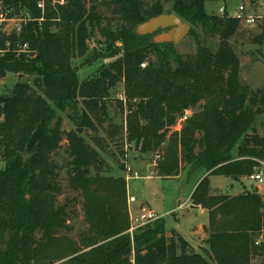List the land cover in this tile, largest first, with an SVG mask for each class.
<instances>
[{"label":"trees","instance_id":"1","mask_svg":"<svg viewBox=\"0 0 264 264\" xmlns=\"http://www.w3.org/2000/svg\"><path fill=\"white\" fill-rule=\"evenodd\" d=\"M207 1L0 0L34 17L20 33L28 55L0 59V77L33 76L32 84L19 80L0 96V264H264V239L254 244L264 228V196L257 190L216 194L208 179L239 181L253 173L264 160V134L247 120L257 97L239 81L230 43L243 24L208 14ZM163 13L187 22L197 40L200 33L205 41L218 37L216 49L202 44L182 56L172 44L135 35L137 24ZM255 24V57L264 61V18ZM77 60L99 65L79 80ZM118 87L127 111L120 123L106 106ZM189 109L193 113L175 130ZM67 110L74 124L69 130L59 114ZM105 122V136H94V145L77 131L96 133ZM63 142L62 166L55 157ZM110 142L122 155L125 142L160 155L157 177L170 179L186 168L210 171L189 199L207 211L206 248L194 251L177 232L167 235L161 218L129 232L126 180L113 175L103 157ZM119 166L124 169L123 161ZM64 191L73 196L60 202ZM75 203L85 227L74 237Z\"/></svg>","mask_w":264,"mask_h":264},{"label":"rangeland","instance_id":"2","mask_svg":"<svg viewBox=\"0 0 264 264\" xmlns=\"http://www.w3.org/2000/svg\"><path fill=\"white\" fill-rule=\"evenodd\" d=\"M239 5H244L247 13L264 16V0H211L205 2L204 7L208 14L223 16L234 14ZM222 6L225 7L226 13L219 14L218 9ZM259 32L260 28L258 24L248 26L241 25L238 33L230 39V43L239 60V81L247 88V90L249 89L252 60L255 58L254 51L257 47V44L253 41V39ZM199 36L200 38L197 40L194 35H190L188 33L179 43L174 45L176 53L182 56L192 55L195 53L196 47L202 44L206 45L211 50L216 49L218 37H209L205 41L202 39L203 37L201 36V33ZM95 45L96 44L94 42H90L89 50H92ZM150 57L154 58L153 55H150ZM76 62L79 66V80L87 77L93 72L96 66L99 65V61L91 65L83 64V60H77ZM19 80L27 81L32 84L33 76L20 77L14 73H7L5 77L0 79V94H9L14 84ZM119 89V87L116 88L110 94V97L106 99V106L109 117L120 123L121 117H125L127 111L125 107L126 104L123 103L122 105L125 108L123 111L120 109L118 102L120 100L117 97ZM249 107L251 108L250 117L247 120L250 122V125L256 128L258 134L263 135L264 93L257 97L255 102L249 104ZM80 110L81 109L79 107L78 112ZM192 113L193 110L189 109L185 114H187L188 117ZM59 114L62 118L63 129H72L74 124L69 118V115H72V112L67 110L65 112H60ZM177 123H180V121L178 120ZM97 128L96 133L89 129H81V134H83L86 141L91 145H94L92 141L94 136H105L107 123H102L101 125H98ZM249 133L250 131L246 132V134ZM64 144L65 143L63 142L61 149L55 157L57 163L62 166L66 161L62 151ZM118 146L119 144L115 145L113 142H110L109 145H107V152L103 154V157L113 171V175L124 177L126 180L127 196H133L135 199V201L128 203L130 205L129 213L136 216L140 208L151 210L163 218L167 232L175 231L184 237L189 243H195L196 238L194 237L195 234L192 228L199 227L201 224L206 223V214L199 212L196 207L191 205L189 195L198 177L202 173L208 175L210 171H203L202 169L193 171L191 168H186L184 169L185 172H182L177 178L164 179L155 175V156L153 153H140L139 149L136 148L132 142H130L128 143L126 149L123 147L124 154L122 155L118 151ZM231 153L233 156L237 157L236 147L232 149ZM122 161L124 164L123 170H121L119 166ZM127 167H130L131 170L128 171ZM60 177L62 183L65 184L64 171H60ZM208 179L211 184L212 191L216 193L236 195L244 191L251 192L257 190L264 195V183L259 185L260 188H257L258 185L256 183H253L244 177H242L239 181H233L224 176L210 174L208 175ZM71 196L73 195L70 192L64 191V193L60 195L59 201L63 202L65 198ZM74 210L73 216L70 219V224L73 228L72 236L75 237L85 227V224L80 205L75 203ZM205 247H207V245L205 243L204 232L200 231L199 241L195 247L191 246V249L201 252Z\"/></svg>","mask_w":264,"mask_h":264},{"label":"built area","instance_id":"3","mask_svg":"<svg viewBox=\"0 0 264 264\" xmlns=\"http://www.w3.org/2000/svg\"><path fill=\"white\" fill-rule=\"evenodd\" d=\"M38 7L42 8V1L38 3ZM219 14L226 13L225 7H219ZM264 15V14H263ZM231 17L238 18L243 25H254L257 20L263 19L264 16H260L257 14H250L246 12V8L244 5H239L236 12ZM34 21V17L32 13L28 10L19 9L18 11L9 6L0 5V34L4 36L2 40H0V59L4 58L7 53H13L18 55L20 53L28 55L30 52L29 44L27 41H23L20 38V33L23 32L24 28H27ZM13 37V38H12ZM145 63H141L140 67H144ZM3 77H0V79ZM122 89V88H120ZM117 93L118 99L125 104L126 96L124 95L123 90H120ZM2 94H0L1 96ZM3 107V103L0 100V121L2 120L3 115L1 114V110ZM187 111H185L186 113ZM179 119L180 123H177L174 127L175 130H180L181 122L184 121L187 117L185 114ZM124 131H125V121H124ZM128 143L125 142L124 148H127ZM160 158V155H155L154 165L156 161ZM2 166V155L0 153V167ZM253 173L249 174L245 178L249 181L256 183L258 186L264 183V160H257V167L255 168ZM127 170L130 171L131 168L127 167ZM136 174V173H135ZM263 195V194H262ZM264 196V195H263ZM135 201L133 196H127V202ZM130 215V228L129 232L132 233L136 228L148 223L155 221L160 216L154 213L151 210H146L145 208H140L138 214L136 216ZM264 239V228L257 236L254 241L255 245H259Z\"/></svg>","mask_w":264,"mask_h":264},{"label":"water","instance_id":"4","mask_svg":"<svg viewBox=\"0 0 264 264\" xmlns=\"http://www.w3.org/2000/svg\"><path fill=\"white\" fill-rule=\"evenodd\" d=\"M191 26L174 13L151 16L134 27L137 36L151 35L153 44L179 43L190 31ZM160 30V31H158ZM23 75H20L22 77ZM264 93V61L255 57L250 71L249 95L259 97ZM81 133V128L77 130Z\"/></svg>","mask_w":264,"mask_h":264},{"label":"crops","instance_id":"5","mask_svg":"<svg viewBox=\"0 0 264 264\" xmlns=\"http://www.w3.org/2000/svg\"><path fill=\"white\" fill-rule=\"evenodd\" d=\"M235 157V156H234ZM182 172H185V170L183 169V170H181L180 172H179V174L176 176V177H173V178H177ZM204 175H205V173H202L199 177H198V179L195 181V183H194V185H193V188H192V190H191V192H190V195H191V193H192V191H193V189L195 188V186L197 185V183L204 177ZM173 178H170V179H173ZM245 178V177H244ZM165 179V178H164ZM168 179V178H167ZM209 179H210V176H209ZM211 181V180H210ZM210 187H211V184H210ZM257 188H260V186H258ZM212 190V189H211ZM212 192H214V191H212ZM214 193H216V192H214ZM260 193V192H259ZM217 194V193H216ZM218 194H220V193H218ZM261 194V193H260ZM190 195H189V199H190ZM232 195V194H231ZM198 210H199V212H201V213H205L206 214V223H204V224H201L199 227H193L192 228V230H193V232H194V237L196 238V241H195V243H189L187 240V242H188V244H189V246L191 247H195L196 245H197V242L199 241V235H200V231H203L204 232V226L207 224V211L205 210V209H203V208H201V207H196ZM128 210H129V212H130V205L128 204ZM159 216V215H158ZM159 218H161V217H159ZM162 220H163V218H161ZM164 221V220H163ZM165 226V225H164ZM166 233H167V235H169L168 233H170V232H167L166 231ZM179 234V233H178ZM180 235V234H179ZM204 236H205V234H204ZM184 238V237H183ZM185 239V238H184ZM206 248V247H205Z\"/></svg>","mask_w":264,"mask_h":264}]
</instances>
